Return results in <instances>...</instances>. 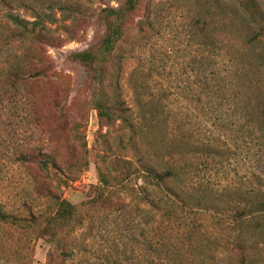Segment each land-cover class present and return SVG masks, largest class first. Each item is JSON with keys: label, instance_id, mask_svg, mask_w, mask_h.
Segmentation results:
<instances>
[{"label": "rangeland", "instance_id": "1", "mask_svg": "<svg viewBox=\"0 0 264 264\" xmlns=\"http://www.w3.org/2000/svg\"><path fill=\"white\" fill-rule=\"evenodd\" d=\"M257 1L264 9V0ZM124 3L42 0V7L36 6L42 28L65 42L42 47V62L48 57L52 65L49 76L12 89V98L0 109V202L26 215L52 210L53 202L42 189L61 185L42 170L44 154L56 157L59 167L75 165L77 180L57 189L79 207L83 219L70 239L73 256L66 264H171L175 250L180 264L188 251L200 255L207 245L219 248L225 238L214 217L193 216L197 221L192 228L184 216L169 217L145 203L144 195L153 203L160 196L151 188L142 192L137 177L112 198L111 209L91 206L100 186L99 171L116 173L111 161L126 155L120 142L128 140V132L119 121L105 125L100 119L93 102L99 84L72 55L97 49L106 30L102 8ZM204 17H213L224 31L220 46H204ZM25 46L6 38L0 43V60ZM118 53L123 57L122 92L131 106L138 96L161 104L169 137L185 138L192 146L206 141L217 148L205 156L189 153L195 181L223 188L248 180L252 161L247 144L235 132L248 98L264 97V37L246 23L240 7L223 0H140ZM21 147L42 154L23 167L14 155ZM6 249L0 244V264H18L15 250ZM50 249L46 240H36L33 264H48ZM56 261L61 264L59 257Z\"/></svg>", "mask_w": 264, "mask_h": 264}, {"label": "trees", "instance_id": "2", "mask_svg": "<svg viewBox=\"0 0 264 264\" xmlns=\"http://www.w3.org/2000/svg\"><path fill=\"white\" fill-rule=\"evenodd\" d=\"M223 1L240 7L246 23L252 24L257 34L264 37V9L257 0ZM139 2L125 0L119 7L102 8L106 30L99 47L72 55L75 61L87 67L99 84L93 102L100 119L105 125L119 121L128 132V140L120 142L126 155L112 159L114 175L100 169V186L91 206L104 204L111 209L112 198L120 190L127 189L133 177L141 178L142 192L151 188L160 196L153 203L144 195L145 203L166 212L169 217L184 216L188 220L186 225L191 224L192 228L196 227L197 221L192 217L204 213L216 219L218 232H225L221 245L214 240L219 248L207 245L200 255L190 250L180 264H264V97L256 101L248 98L243 107L242 123L235 132L247 144L252 161L248 180L223 188L195 181L189 169V153L213 154L217 151L215 145L204 141L192 146L185 138L173 140L169 137L165 107L153 101L145 102L140 96L131 106L123 96V57L118 48ZM39 5L41 8L42 0H0V43L6 38H14L18 43L26 44L23 49L0 60V109L12 98V89L17 91L18 87L34 79L49 76L52 65L48 57L42 62V47L60 46L65 42L60 35L42 28V13L36 7ZM215 21L213 17H204L205 47L220 46L224 31ZM32 99H29L30 111L38 121ZM38 150L26 151L21 147L14 153L15 161L26 167L42 154H37ZM42 170L61 187L77 180L75 165L59 167L51 153L44 154ZM61 187L47 184L42 189L44 197L53 202L52 210H30L26 215L18 208L0 202V232L3 234L0 244L6 250H15L18 264L34 263V242L41 238L51 246L48 264H57L56 257L60 258L61 264H66L73 256L70 239L83 219L79 207L57 193ZM171 256V264H179V252L175 250Z\"/></svg>", "mask_w": 264, "mask_h": 264}]
</instances>
